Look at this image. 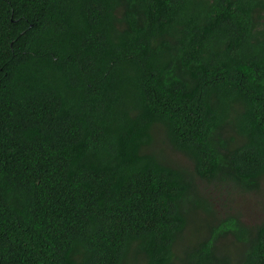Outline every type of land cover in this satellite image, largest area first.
I'll use <instances>...</instances> for the list:
<instances>
[{
	"label": "trees",
	"instance_id": "obj_1",
	"mask_svg": "<svg viewBox=\"0 0 264 264\" xmlns=\"http://www.w3.org/2000/svg\"><path fill=\"white\" fill-rule=\"evenodd\" d=\"M263 182L264 0H0V264H264Z\"/></svg>",
	"mask_w": 264,
	"mask_h": 264
},
{
	"label": "rangeland",
	"instance_id": "obj_2",
	"mask_svg": "<svg viewBox=\"0 0 264 264\" xmlns=\"http://www.w3.org/2000/svg\"><path fill=\"white\" fill-rule=\"evenodd\" d=\"M154 148L161 151L162 157L168 163L191 168V162L185 155L167 146L164 142L156 141ZM199 185L203 192L209 191L219 194L214 183L200 181ZM223 199L225 202L221 205V210L240 215L248 224L258 223L264 214V182L259 190L253 192L232 186L230 194L222 197Z\"/></svg>",
	"mask_w": 264,
	"mask_h": 264
}]
</instances>
